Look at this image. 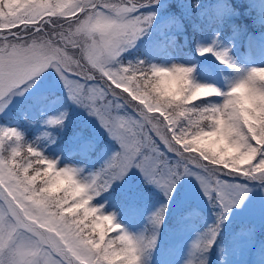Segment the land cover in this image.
<instances>
[{
    "label": "snow or ice",
    "instance_id": "1",
    "mask_svg": "<svg viewBox=\"0 0 264 264\" xmlns=\"http://www.w3.org/2000/svg\"><path fill=\"white\" fill-rule=\"evenodd\" d=\"M157 2L0 0V112L55 68L70 99L96 116L118 145L84 177L70 165L53 171L57 159L17 128L0 127V264H143L155 236L125 231L97 200L133 167L169 199L182 177L197 178L222 209L197 244L204 250L215 244L226 214L248 199L250 184L264 187V67L250 68L223 91L197 83L194 67L124 61L155 15L146 9ZM199 51L231 63L227 49ZM161 71L182 72L189 87L166 94L177 82L158 78ZM66 119L65 111L46 122L62 127ZM166 212L164 205L154 214L157 225ZM113 228L120 234L106 240Z\"/></svg>",
    "mask_w": 264,
    "mask_h": 264
},
{
    "label": "rangeland",
    "instance_id": "2",
    "mask_svg": "<svg viewBox=\"0 0 264 264\" xmlns=\"http://www.w3.org/2000/svg\"><path fill=\"white\" fill-rule=\"evenodd\" d=\"M162 1L165 0H158L157 3H153L151 6L162 3ZM250 4H254L259 10L256 22L261 25L263 24L261 29L259 28L256 32H252L237 26L232 30H228L224 27H219L217 30V27L215 28L211 25V31L208 35L206 37H199L196 41L195 47L190 49L182 44L178 38L177 33L183 26L181 20L178 19L176 24L169 26L166 30L162 29L160 31L159 35L164 38L163 43L166 45V51L164 52L163 58L153 64L160 66L181 64L194 67L193 77L197 83L214 85L223 91H227L229 87L240 76L246 74L250 68L264 67V0H250ZM225 10L229 16L232 12H237L232 5H227ZM173 12L174 11L171 10L167 12L163 11L161 14L155 13L151 24L158 23L166 16L171 20ZM184 15L192 21L203 20L205 16L202 11L197 14L191 11H184ZM148 27L144 29L143 34L137 39L135 46L129 50L140 45L145 37L144 35L147 33L146 29ZM210 45L215 50L227 49L231 58V63H222L214 53H205L201 55L199 49ZM125 57L126 60L123 58L124 61H133L131 55V58L127 57V55ZM51 91L60 92L62 95H60V97L57 96L48 106L45 107L46 109L35 123V127H39L37 129L38 133L34 135V141L39 148H44L43 152L47 154L48 158H55L59 161L60 164L58 163L57 168L53 169V171H56L63 165H70L77 169H82L81 175L87 177L88 174L99 169L100 162L91 161L87 154H82L78 150L74 152L67 151L68 153L64 150H59L57 143H50L51 145H57V147L54 148L57 152L53 153V147L49 144L52 126L46 122L47 118L59 115L66 111L67 120L69 122L71 121L72 124L77 121H85L88 123L90 130L89 136L91 138L100 140L101 137L108 139L111 137L100 124L96 116L92 115L87 108L70 99L67 86L55 68L50 67L47 69L46 72L37 79L28 92L15 97L9 105L8 110L6 112H0V127H17L18 124L16 120H6L3 117L13 115L15 107L26 97L34 96V93L36 92L43 93ZM59 98H61V100H58ZM209 99L220 100L222 97H210ZM199 103V99L191 101L189 102V106ZM36 118H38V116H36ZM64 125L65 124H63V126ZM63 134V139L68 140L69 133L65 131ZM100 155H105L104 149ZM187 176L188 186L186 188H183L182 186L175 194L178 197L179 210L185 209L188 204L207 210L208 215L204 219V222L209 224L214 221L216 213H219V209L217 208L218 204L214 205L205 195L195 176L186 175L184 177ZM140 181H142L140 184H145V186L147 185L151 189L153 188L154 190H157L160 194L166 195L165 190L162 187L158 186L156 183L150 182L144 173L137 167L131 168L126 175L115 180V185H112L111 188L116 187L115 190L118 192H125L130 196H140V198H142L138 212L135 211L134 207L129 216L123 215L120 212H116L115 216L116 221L123 226L125 231L137 237L146 239L148 220L156 211L166 204L162 199H148V201H146L144 191L140 189L142 187L138 184ZM179 184L180 181L177 183L175 189ZM182 185H184V182ZM259 186V182H255V184L253 182L250 184L248 199H246L242 205L233 207L230 213L226 214L227 218L222 223L224 225L223 231L229 232L230 234L228 235L229 243L224 244L221 249L222 264H245L250 256V250L252 249L256 250V253L262 258L260 261L264 263V247L263 251L261 250L262 245L261 247H254L256 244L253 231L255 221H259L260 223L261 219L264 218V198L261 197L260 194H258V196L256 195ZM171 199H173L172 196ZM97 200L105 205V210L108 213L114 212V205L108 200L106 192L103 193L101 197H97ZM257 206H260L261 208ZM171 209V207L170 209L167 208L166 214L171 213ZM166 219L167 215L164 219L163 227H156V231L159 233L164 227L165 229H168L167 234L163 235L166 245L161 239L160 246L156 248V252L162 248L163 253L160 255H150L149 250L146 249L142 257L143 264H188V262H191L192 264L195 255L199 252L197 244L206 237L209 229L206 228L203 230V226L195 221H191L190 223L182 222L180 227L177 226L171 228L170 226H166ZM241 220H245L248 226H241L240 224L235 225L236 221L240 222ZM201 255L207 260L208 249L202 251Z\"/></svg>",
    "mask_w": 264,
    "mask_h": 264
},
{
    "label": "trees",
    "instance_id": "3",
    "mask_svg": "<svg viewBox=\"0 0 264 264\" xmlns=\"http://www.w3.org/2000/svg\"><path fill=\"white\" fill-rule=\"evenodd\" d=\"M197 5V6H196ZM227 5H232L235 10H237L236 13L232 12L230 16L227 17L225 7ZM203 10L206 17V24L205 21L197 20L192 21L190 18L186 17L184 15V11H191L193 13L198 12L199 10ZM173 10V15L171 16V20H169V17L166 16L164 19L159 21L156 24L148 25L149 27L146 29V34L144 35L143 41L140 43L139 46H137L136 50H129L128 55H133L132 57L134 59L133 62H136L137 60H142L148 65H152L153 62L159 61L163 57V53L166 50V46L163 43V39L158 38L159 37V31L161 29H167L168 26L176 24L177 20L180 19L183 26L182 30L178 32V38L184 44L186 47L192 49L194 47L196 38L198 37V34L207 35L208 31L210 30L209 24L216 25L217 29L221 27L223 24L225 25L226 29H233L235 27L244 28V29H251L255 30L257 27V23L254 21L256 12H253L252 8H249L247 4L244 2V0H165L162 1V3L155 4L153 6H149L146 11L152 12V13H158L161 14L167 11ZM190 20V21H189ZM60 92H43V93H35L34 96L26 97L24 101H22L19 105H17V108L20 112H23L22 114H25V120H20L16 118L15 116H7L6 120H16L19 124L20 131L24 134L25 139L28 142H34V126L31 125L33 121H35L36 116L40 115V113L45 109L46 106H48L57 96L60 97ZM61 100V98H59ZM64 128L60 126L52 127L51 128V138L49 143H57L59 150H64L66 153L67 151L73 152L74 150L80 151L82 154H87L91 159L98 160L101 157H98L97 152L100 149H104L105 155L103 156V159L100 161V166L104 165L105 162L110 158L112 153L117 150L118 145L116 142L110 138H104L101 137L100 140H95L89 136L90 130L88 127V123L85 121H77L76 123L72 124V122L68 121L67 119L64 121ZM25 129V130H24ZM68 132V140L63 139V132ZM57 147V145L53 146ZM53 153L57 152L54 148L52 149ZM21 155H23V151H21ZM101 166V167H102ZM45 167L47 165L45 164ZM31 169H29V172L31 173ZM182 178L180 180L181 185ZM39 182V181H38ZM253 183V182H252ZM115 184V181L112 185ZM255 184V182H254ZM145 191H149V198H154L155 200L162 199L164 203L167 205V208L170 209V207L173 209L175 206L178 205V197L175 195V197L171 200L167 196H164V194L155 193L153 189L150 187H144ZM263 197H264V187H263ZM58 195H64L63 191L58 192ZM257 195V191H256ZM255 195V197H256ZM107 197H109L108 200H111V202L115 205V207L121 211L124 212L128 209V203L129 199L127 195L122 193H114L112 191L107 192ZM69 204L72 202V197L69 196ZM190 207L185 208L184 210L180 211L179 213H173V215L178 218L181 216H184L186 214H189L190 217H195V220L199 222L200 224H204L203 230L206 228H210L212 225L216 224L217 222V214L215 216L214 221H212L209 224H206L204 222V218L206 217V214H204L203 209L200 207H194V205L188 204ZM260 207V206H257ZM217 208L219 209V212L222 211V209L217 205ZM261 208V207H260ZM161 209V208H160ZM159 209V210H160ZM157 213V211L155 212ZM154 213V214H155ZM154 214L153 216L148 220V231L146 233V240L151 239L153 236H155V243L154 247L149 248L150 253L152 254L158 246H160L161 243V235L162 230L159 232L156 231V227H163L164 226V219L166 215L163 217V223L157 225L154 221ZM99 215V214H96ZM189 217V216H186ZM174 218V217H173ZM172 217H167L166 223L172 224L173 221ZM235 221V220H234ZM235 224H241L246 225L245 220H241L240 222H235ZM223 224L220 228V234L216 238L214 246V251L216 254V251L220 247V242L224 241L227 237L229 232L223 231ZM248 226V225H246ZM255 230H253L255 233L254 238L256 239V244H260L262 240H264V218L261 219V222L255 221V227H253ZM94 236L98 238V232L93 233ZM119 233L114 228L111 231L108 232L105 239H109L111 237L118 236ZM205 251L204 249L199 248V252L197 255H195L193 264H200L202 260H205L201 252ZM213 248L211 246L210 249H208V258L206 260L207 264H220L219 259L217 256L213 257L212 252ZM253 254V253H252ZM245 264H254L252 256L248 258V261Z\"/></svg>",
    "mask_w": 264,
    "mask_h": 264
},
{
    "label": "clouds",
    "instance_id": "4",
    "mask_svg": "<svg viewBox=\"0 0 264 264\" xmlns=\"http://www.w3.org/2000/svg\"><path fill=\"white\" fill-rule=\"evenodd\" d=\"M158 78H162L165 80H175L177 82L176 89H165L166 94L170 95H178L181 92H184L190 84V81L187 80V78L184 76L182 72H170V71H161L158 74ZM245 86L243 84L239 85L235 91L239 94H242L244 92ZM262 104H264V99H262Z\"/></svg>",
    "mask_w": 264,
    "mask_h": 264
}]
</instances>
